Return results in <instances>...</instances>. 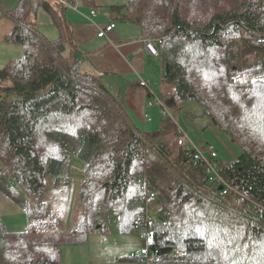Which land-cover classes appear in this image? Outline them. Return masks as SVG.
Here are the masks:
<instances>
[{"label":"trees","instance_id":"trees-1","mask_svg":"<svg viewBox=\"0 0 264 264\" xmlns=\"http://www.w3.org/2000/svg\"><path fill=\"white\" fill-rule=\"evenodd\" d=\"M40 8L57 41L40 32ZM111 11L158 48L174 109L207 119L238 146L233 161L215 159L230 188L180 146L174 115L162 108L155 140L101 76L82 71L67 53L63 11L20 0L6 13L14 25L6 41L23 56L0 70V192L29 223L9 231L0 218V264H60L63 245L86 243L112 220L123 234L142 231L150 262L264 264V0H126ZM75 158L84 162L83 207L68 232L46 196L76 171Z\"/></svg>","mask_w":264,"mask_h":264},{"label":"crops","instance_id":"crops-1","mask_svg":"<svg viewBox=\"0 0 264 264\" xmlns=\"http://www.w3.org/2000/svg\"><path fill=\"white\" fill-rule=\"evenodd\" d=\"M48 1L63 11L70 26L72 43L67 53L78 60L83 72L102 77L109 90L123 101L129 116L140 129L152 138L160 139L163 109L157 101L164 102L171 114V109L175 110L173 103L170 102L169 106L166 102L173 98L165 95L162 59L148 52L140 27L117 21L112 15L111 8L124 5L126 0H67L71 4L69 7L61 5L58 0ZM19 2L0 0V20L4 26L3 29L0 27V41L2 38L6 41L13 31L14 25L6 13L15 10ZM36 21L40 32L49 40L60 38L51 15L43 8L38 10ZM112 23L116 27L109 38H100V30ZM21 57L10 58L6 63ZM24 216L28 224V218ZM68 223L66 230L70 232L73 225ZM125 235L129 234L121 233L119 228L110 229L92 233L86 243L65 244L61 248L60 264H136L135 261H119V258L135 254L139 260H145L142 250L146 247L140 249V242L136 246L132 241L123 240ZM147 260L150 264L148 255Z\"/></svg>","mask_w":264,"mask_h":264},{"label":"rangeland","instance_id":"rangeland-1","mask_svg":"<svg viewBox=\"0 0 264 264\" xmlns=\"http://www.w3.org/2000/svg\"><path fill=\"white\" fill-rule=\"evenodd\" d=\"M1 21L2 20H0V27L3 29L4 26L1 24ZM4 21L7 22L8 20L4 19ZM22 55L23 48L20 44L9 43L5 41L4 38H2L0 41V70L6 66V62L10 58H18ZM159 59L161 60V58ZM149 90L151 91L150 88ZM184 103V106L186 108L191 109L195 114L199 113L200 110L197 108V106L194 105L193 102L186 101ZM171 114L176 117L181 130H183V132L198 147L213 148L220 155L221 160L224 161H233L237 157L239 153L238 146L233 143L227 136L218 132L214 127H207V119L188 116V114L186 115L183 110L178 111L171 109ZM205 155L207 157L210 156L207 152L205 153ZM83 165L84 162L81 159L75 158L73 162V167L74 169H76V171L70 173V176L68 180H65V183L57 187L55 190L50 191L46 196V201L50 203L52 208L58 212L59 216L66 223V227L67 222H69V226H72L74 220L76 221V206H78L79 211L80 208L83 207L80 201V197L78 201V188L79 183L82 179V176H80V171L82 170ZM24 215L26 214L21 210V208L11 202V200L6 195L0 192V218L3 221L7 230L15 232L25 230L28 227V224L27 221H25L26 218ZM109 227L113 231L119 228V224H117L116 220H112L109 222ZM116 235H119V233ZM122 238L126 241H132L136 246H139L140 242V249L142 248V246L147 248V242L146 239L143 237L141 230L134 234L122 236ZM135 251H138V249H136ZM134 256H136V254ZM144 257L145 260L142 261L138 259L133 263L148 264L147 255H145ZM150 264L161 263L151 262Z\"/></svg>","mask_w":264,"mask_h":264},{"label":"built area","instance_id":"built-area-1","mask_svg":"<svg viewBox=\"0 0 264 264\" xmlns=\"http://www.w3.org/2000/svg\"><path fill=\"white\" fill-rule=\"evenodd\" d=\"M59 3L63 6H71V4L67 1V0H58ZM116 24L112 23L108 26H106L105 28L101 29L99 32V37L100 38H109L110 33L113 32V30L115 29ZM145 46L146 49L148 50V52L154 56V57H158L160 55V52L158 50V48L156 47V45L154 44V42L150 41V40H145ZM145 87H147V89L149 90V86L147 83H144ZM159 105L162 106V108L166 111V113L168 115H171L168 107L161 101H157ZM181 136L179 138V144L181 147H183L184 149H186L187 151H191L194 153L195 155V159L197 160H202L206 162L207 165V172L210 175V179L211 181H217L225 186H227V188L229 187V185L223 180V178L221 177V175L218 172V166L217 163H215V159L218 158V153L211 147L209 148H200L198 147L184 132L183 130H181ZM209 153V157H207L205 155V153ZM230 188V187H229ZM257 212H264V209L260 206L257 205ZM142 254L143 255H148L147 252V248H144L142 250Z\"/></svg>","mask_w":264,"mask_h":264},{"label":"water","instance_id":"water-1","mask_svg":"<svg viewBox=\"0 0 264 264\" xmlns=\"http://www.w3.org/2000/svg\"><path fill=\"white\" fill-rule=\"evenodd\" d=\"M170 102H172L174 104L175 100L174 99H170V101H167L166 104L169 105ZM170 106V105H169Z\"/></svg>","mask_w":264,"mask_h":264}]
</instances>
